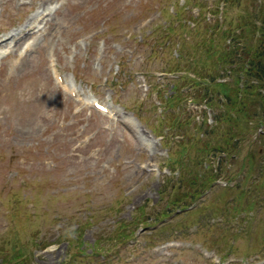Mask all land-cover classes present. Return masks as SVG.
Here are the masks:
<instances>
[{
	"label": "rangeland",
	"instance_id": "obj_1",
	"mask_svg": "<svg viewBox=\"0 0 264 264\" xmlns=\"http://www.w3.org/2000/svg\"><path fill=\"white\" fill-rule=\"evenodd\" d=\"M263 4L0 0V264H264V86L234 69ZM207 25L250 121L217 127L207 55L171 45ZM221 135L227 158L198 152Z\"/></svg>",
	"mask_w": 264,
	"mask_h": 264
},
{
	"label": "trees",
	"instance_id": "obj_2",
	"mask_svg": "<svg viewBox=\"0 0 264 264\" xmlns=\"http://www.w3.org/2000/svg\"><path fill=\"white\" fill-rule=\"evenodd\" d=\"M255 14L257 15V21L260 24V31L264 35V4L263 5H258L255 10ZM195 23V22H194ZM207 31L213 32V35L215 32H217V35L213 36V39L211 40H203L202 43H196L193 44L191 48H188V42L185 39H181V41L176 40L172 46L175 44H180L178 52L181 53L182 55H187L189 54L188 52L190 51H195L197 54L198 52H203L207 55V57L202 60V59H196L193 62L190 63L189 67L192 69L194 68L195 75L201 74V69H199L197 64H200L204 67L210 68V71L207 73V77L210 78V86H208L207 90L216 93L217 98L216 100H219L223 102L225 105L221 106L222 108L220 109L219 116H216L218 119V122L216 126L218 127L224 120H231L232 122H238L239 119H243L245 121H250L251 117L248 114V108L251 107L254 104H257L258 102H251L249 105H246L248 102H250L253 99L254 96V87L253 86H245L242 89L243 95L240 97H236L233 95L232 91L237 94L238 96L240 95L239 92L241 89H238V93L233 87H230L228 84L229 82H217V78L221 76V74L224 71H232L233 69L228 68V66L231 64L228 62L225 58L220 56V50H221V43L222 39L228 36L227 32H221L216 31L217 29H214L210 26L205 27ZM169 30L174 31L172 26L170 25L168 27ZM193 30V29H191ZM215 40H219L221 42L215 43ZM241 52V53H240ZM241 54L239 57V63L236 64L237 67H235V71H240L241 73H247L250 74V76L253 77V80L259 82L264 86V41L261 40L259 46L257 49H252L251 47H243L242 51H239ZM239 67V68H238ZM242 73V76H243ZM247 74L245 76H247ZM242 78V77H241ZM192 85L196 83V80H192ZM232 90V91H231ZM237 105H240L239 108H237ZM210 108H214L215 105H208ZM241 106L246 107L247 109L241 108ZM261 109V114L262 116L257 118V115H254L257 118V128L259 126H262L264 128V109L262 108V105H260ZM236 115V118L234 116ZM254 125L247 124L245 126L244 130H240L238 132L232 131V129L236 130L237 128L231 126L228 128L226 131L229 133L230 137L232 138V141L235 140L237 137L245 136V133L248 129H252ZM222 137H219L220 140H216L215 142H210L207 140V137H203L202 141L200 142L202 146L199 148L198 152H203L206 154L205 158H209L211 154H219V156L223 157L226 156L225 152L226 149L224 148L225 146H230L232 144V141H229L226 137L221 135ZM236 143V142H235ZM227 158V156H226ZM224 161V159H222ZM212 169V167H211ZM201 178L204 180V183L200 186L197 187L196 189V194L198 193L199 190L204 189V187H208L206 184L207 180L210 178H207L206 175L201 176L198 174L197 179ZM195 195H193L194 198ZM179 202V194L176 195L173 204ZM179 209L182 207H178Z\"/></svg>",
	"mask_w": 264,
	"mask_h": 264
}]
</instances>
